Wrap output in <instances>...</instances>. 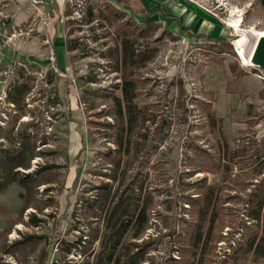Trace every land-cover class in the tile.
Returning a JSON list of instances; mask_svg holds the SVG:
<instances>
[{
    "label": "rangeland",
    "instance_id": "1",
    "mask_svg": "<svg viewBox=\"0 0 264 264\" xmlns=\"http://www.w3.org/2000/svg\"><path fill=\"white\" fill-rule=\"evenodd\" d=\"M113 1L0 0V113L5 120L6 89L24 66L32 89L20 120L33 122L29 130L48 142L35 149L45 154L29 170L57 166L46 172L48 183L26 194L25 209L17 184L0 194V262L69 264L78 257L66 244L86 234L92 220L79 203L107 180L96 174L99 152L112 144L105 92L120 96L112 87L120 73L101 55L118 32L150 58L129 70L136 101L155 119L134 170L151 201L147 229L132 240L146 251L141 264H264V255L248 249L264 227L245 216L250 193L264 191V173L253 172L264 168V72L246 64L236 44L251 27L264 31L257 0H184L204 18L205 27L193 32L221 41ZM66 41L75 49L67 51ZM236 151L242 155L233 158ZM207 186L214 199L204 219L196 198ZM31 214L40 225L30 223ZM23 234L38 236L37 243L13 245Z\"/></svg>",
    "mask_w": 264,
    "mask_h": 264
},
{
    "label": "trees",
    "instance_id": "2",
    "mask_svg": "<svg viewBox=\"0 0 264 264\" xmlns=\"http://www.w3.org/2000/svg\"><path fill=\"white\" fill-rule=\"evenodd\" d=\"M114 4L120 7L126 6L135 13H144V10L138 6V0H114ZM91 21H93V16L89 13L85 22L90 23ZM195 36L208 40H224L221 36L200 34ZM70 43L66 41L67 51L75 49ZM101 57L107 59L108 64H112L110 71L120 73V82L112 86L120 90V96L113 92H105L110 106L103 116L112 118L104 125L110 131L107 140L112 144L104 152H99L101 162L96 174L107 180L94 186L92 189L95 194L87 196L79 203V208L86 209L92 220L82 229L86 231V234L81 232L75 241L66 244L67 254L71 253L78 257L70 258V262L65 263L141 264L146 251L141 244L138 245L132 240L141 238L147 229L151 201L147 196V191L144 190V179H137L140 171L135 173L134 170L140 152L146 146L147 127L154 124L155 119H153L154 116L150 117L145 107L140 106L136 101L138 95L136 80L132 78L129 70L133 69L130 67L139 66L150 58L144 56L142 51L135 46L131 36L128 34L120 36L118 32L115 43L107 48ZM0 71H4L3 66ZM25 74L24 66L15 72L5 92L4 101L9 108L5 120L0 113V194L11 184H17L23 190L20 193V197L24 199L23 209L29 207L25 199L26 194L31 191L36 192L37 187L48 183L50 180L46 172L57 167L54 164L37 163L35 168L29 170L32 168V160L45 154L42 148L37 151L35 149L38 146L47 145L48 142L45 135L38 137L37 133L29 130L34 125L33 122L24 123L20 120L24 115L22 107L26 104L25 99L32 89L31 78ZM86 82L92 81L86 79ZM209 115L213 125L216 119L212 113ZM209 151L211 150L206 148L204 152H201L207 154ZM240 155L242 154L237 151L232 153L233 158ZM262 169L264 168L254 170V175L263 174ZM186 172L192 175L195 170L191 169ZM213 192L214 189L207 186L200 200L196 198L200 204L201 218L205 219L206 211L208 213L210 203L214 199ZM262 193L260 197L256 191L250 193L246 200L245 216L264 227V191ZM29 219L34 226L40 225L42 221L32 214ZM213 220L214 218H211L210 221ZM211 222L210 225H212ZM93 223L95 228L91 227ZM38 238L36 235L23 234L13 245L24 248L32 243L36 244ZM95 242H98V248L93 247ZM251 248L256 253L264 255L263 234L258 238L257 234L252 236L248 245V249Z\"/></svg>",
    "mask_w": 264,
    "mask_h": 264
},
{
    "label": "crops",
    "instance_id": "3",
    "mask_svg": "<svg viewBox=\"0 0 264 264\" xmlns=\"http://www.w3.org/2000/svg\"><path fill=\"white\" fill-rule=\"evenodd\" d=\"M138 6L144 10L143 14L136 13L138 15L146 17L151 16L169 23L177 22L183 24L185 29H189L188 31L191 34L214 36L212 34L207 35L200 31L198 33L193 32L205 27L204 18L198 11H196L194 6L184 0H138ZM257 8L262 14H264V0H257Z\"/></svg>",
    "mask_w": 264,
    "mask_h": 264
},
{
    "label": "bare ground",
    "instance_id": "4",
    "mask_svg": "<svg viewBox=\"0 0 264 264\" xmlns=\"http://www.w3.org/2000/svg\"><path fill=\"white\" fill-rule=\"evenodd\" d=\"M176 5H177V3H176ZM184 14H185V12H184ZM228 21L231 24H235V21H233V19L231 17L229 18ZM261 36H264L263 30H258L254 27H251V28L246 30V33L244 34V36L242 38H240L236 41V44L240 47V50L242 51L243 59H244V62L246 64L250 65L251 63H253L252 62V54L254 52V48L256 46V43Z\"/></svg>",
    "mask_w": 264,
    "mask_h": 264
},
{
    "label": "water",
    "instance_id": "5",
    "mask_svg": "<svg viewBox=\"0 0 264 264\" xmlns=\"http://www.w3.org/2000/svg\"><path fill=\"white\" fill-rule=\"evenodd\" d=\"M252 62L259 66L264 72V36H261L254 48Z\"/></svg>",
    "mask_w": 264,
    "mask_h": 264
},
{
    "label": "built area",
    "instance_id": "6",
    "mask_svg": "<svg viewBox=\"0 0 264 264\" xmlns=\"http://www.w3.org/2000/svg\"><path fill=\"white\" fill-rule=\"evenodd\" d=\"M233 46H234V44H233ZM234 51H235V53L238 55L239 53L236 51V47L234 46ZM240 60V59H239ZM240 62H241V60H240ZM242 64V63H241Z\"/></svg>",
    "mask_w": 264,
    "mask_h": 264
}]
</instances>
